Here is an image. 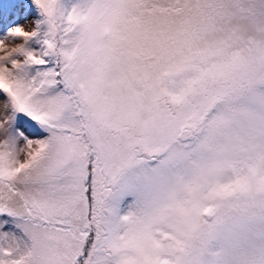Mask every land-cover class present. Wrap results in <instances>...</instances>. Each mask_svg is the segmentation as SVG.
Returning <instances> with one entry per match:
<instances>
[{
  "label": "snow or ice",
  "instance_id": "6c2138e0",
  "mask_svg": "<svg viewBox=\"0 0 264 264\" xmlns=\"http://www.w3.org/2000/svg\"><path fill=\"white\" fill-rule=\"evenodd\" d=\"M0 264H264V0H0Z\"/></svg>",
  "mask_w": 264,
  "mask_h": 264
}]
</instances>
